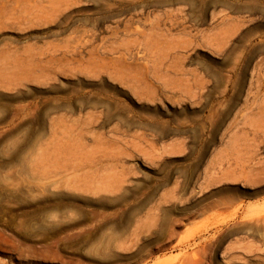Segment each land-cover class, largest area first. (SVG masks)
I'll return each instance as SVG.
<instances>
[{
  "label": "rangeland",
  "instance_id": "1",
  "mask_svg": "<svg viewBox=\"0 0 264 264\" xmlns=\"http://www.w3.org/2000/svg\"><path fill=\"white\" fill-rule=\"evenodd\" d=\"M0 264H264V0H0Z\"/></svg>",
  "mask_w": 264,
  "mask_h": 264
}]
</instances>
